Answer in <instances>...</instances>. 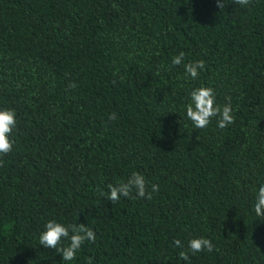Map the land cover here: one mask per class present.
<instances>
[{"label":"trees","instance_id":"trees-1","mask_svg":"<svg viewBox=\"0 0 264 264\" xmlns=\"http://www.w3.org/2000/svg\"><path fill=\"white\" fill-rule=\"evenodd\" d=\"M199 60L193 80L184 64ZM202 86L221 107L230 97L234 123L193 128L185 106ZM3 109L16 128L0 264H264V0H0ZM132 172L159 185L152 199L101 195ZM50 220L96 241L63 262L39 244ZM200 237L214 250L182 260Z\"/></svg>","mask_w":264,"mask_h":264},{"label":"clouds","instance_id":"clouds-1","mask_svg":"<svg viewBox=\"0 0 264 264\" xmlns=\"http://www.w3.org/2000/svg\"><path fill=\"white\" fill-rule=\"evenodd\" d=\"M219 9L223 10L226 6V0H215ZM251 0H232L235 5L245 7L250 4ZM184 60V53L180 52L172 58L173 65H181ZM205 68V61L199 60L184 64L185 74L195 80L200 75V70ZM70 88H74L75 84H70ZM223 107L216 104V95L212 87H199L193 89L189 94V103L185 106L187 119L191 122L194 129H205L210 124L213 118H217V126L220 129L226 128L234 123L232 107L230 103ZM109 119H116L115 113L110 114ZM16 128V113L14 109L0 110V166L3 165V157L7 156L13 150L14 140L11 139L13 130ZM107 192H102L101 195L111 203H115L123 196L128 198L133 192L140 198L152 199V193L159 190V185L152 184L149 191L145 177L138 173L132 172L131 176L117 185L109 184ZM135 199L136 197H132ZM254 212L257 217L264 220V184H261L254 202ZM71 233V234H70ZM62 240H67L69 243L66 246L61 245ZM95 243V232L85 224H71L65 226L55 220L48 221L44 226V231L39 235V244L43 248L54 249L62 257L63 262L73 261L76 258L77 252L85 242ZM174 245L177 248H184L182 241L174 240ZM212 252L214 245L207 238H192L188 241L186 250L179 253V257L184 260H189V254L195 255L203 251ZM88 264H92V258H88Z\"/></svg>","mask_w":264,"mask_h":264}]
</instances>
